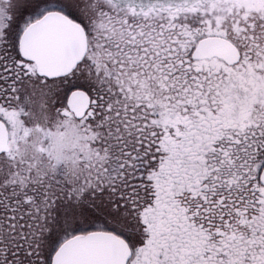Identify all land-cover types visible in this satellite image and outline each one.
<instances>
[{
  "label": "snow or ice",
  "instance_id": "6c2138e0",
  "mask_svg": "<svg viewBox=\"0 0 264 264\" xmlns=\"http://www.w3.org/2000/svg\"><path fill=\"white\" fill-rule=\"evenodd\" d=\"M0 264H264V0H0Z\"/></svg>",
  "mask_w": 264,
  "mask_h": 264
}]
</instances>
